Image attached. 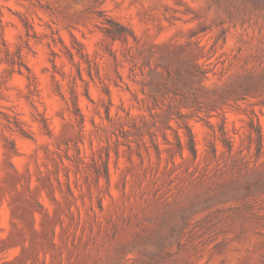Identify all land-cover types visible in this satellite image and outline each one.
I'll use <instances>...</instances> for the list:
<instances>
[{"label":"rangeland","instance_id":"rangeland-1","mask_svg":"<svg viewBox=\"0 0 264 264\" xmlns=\"http://www.w3.org/2000/svg\"><path fill=\"white\" fill-rule=\"evenodd\" d=\"M0 264H264V0H0Z\"/></svg>","mask_w":264,"mask_h":264},{"label":"trees","instance_id":"trees-1","mask_svg":"<svg viewBox=\"0 0 264 264\" xmlns=\"http://www.w3.org/2000/svg\"><path fill=\"white\" fill-rule=\"evenodd\" d=\"M109 34L114 38L121 37L124 32H126V27L115 23V26L109 29ZM163 60L159 66L163 69V71L157 72L158 78L154 84V91L156 95V99L158 95H167L173 93L174 95H179L183 100H190L193 104H199V98L196 92L189 93L188 90L192 88V83L194 81L202 82L205 79H208V70H205L196 62H193L191 66H183L179 64H175L171 59V54H166L163 57ZM177 61V60H176ZM71 102L74 106L75 111L79 114L80 108L78 105V100L76 96L71 99ZM174 107L170 105L167 109L166 119L169 120L172 118V114ZM82 115V114H81ZM254 122H251V126L253 127ZM257 128L255 129L259 149L263 148V134L261 131L260 123L257 122ZM185 128L187 129L188 135V144L189 148L193 153H196V143L193 131L189 124L185 123ZM179 135V134H178ZM180 137V135L178 136ZM250 139L253 138V131L249 132Z\"/></svg>","mask_w":264,"mask_h":264}]
</instances>
